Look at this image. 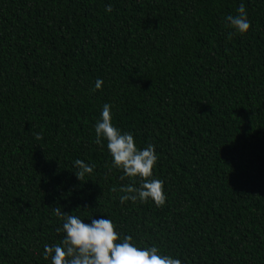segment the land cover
<instances>
[{
    "label": "trees",
    "instance_id": "trees-1",
    "mask_svg": "<svg viewBox=\"0 0 264 264\" xmlns=\"http://www.w3.org/2000/svg\"><path fill=\"white\" fill-rule=\"evenodd\" d=\"M106 102L155 145L163 207L112 191ZM77 158L94 165L80 180ZM56 206L184 264H264V0H0V264H50Z\"/></svg>",
    "mask_w": 264,
    "mask_h": 264
},
{
    "label": "clouds",
    "instance_id": "clouds-1",
    "mask_svg": "<svg viewBox=\"0 0 264 264\" xmlns=\"http://www.w3.org/2000/svg\"><path fill=\"white\" fill-rule=\"evenodd\" d=\"M104 11L111 13L112 5H105ZM225 21L233 35H243L250 28L243 4L237 8V14L226 16ZM102 84L103 80L97 78L93 90L100 89ZM112 120V105L106 102L93 124L94 142L105 147L111 158L109 171L115 168L122 173L121 180L127 178L126 183L114 186L112 191L120 193L118 199L122 204L151 201L155 207H163L164 181L153 175L158 160L155 145L138 147L133 134L122 131ZM72 167L78 179L94 171L93 164L79 158L72 161ZM52 213L61 222L56 231L62 236L59 242L43 245L41 254L50 264H184L179 256L165 254L155 244L138 245L131 235L121 236L107 216L90 215V222H84L81 215L64 212L60 206L53 207Z\"/></svg>",
    "mask_w": 264,
    "mask_h": 264
}]
</instances>
